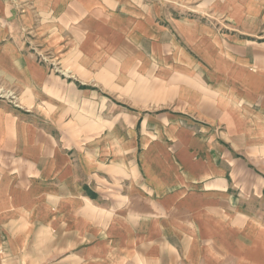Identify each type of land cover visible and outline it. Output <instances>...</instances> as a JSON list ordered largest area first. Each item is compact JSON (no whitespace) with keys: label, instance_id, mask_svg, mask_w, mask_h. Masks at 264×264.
<instances>
[{"label":"crops","instance_id":"crops-1","mask_svg":"<svg viewBox=\"0 0 264 264\" xmlns=\"http://www.w3.org/2000/svg\"><path fill=\"white\" fill-rule=\"evenodd\" d=\"M0 89V264L248 260L264 0H0Z\"/></svg>","mask_w":264,"mask_h":264},{"label":"rangeland","instance_id":"rangeland-1","mask_svg":"<svg viewBox=\"0 0 264 264\" xmlns=\"http://www.w3.org/2000/svg\"><path fill=\"white\" fill-rule=\"evenodd\" d=\"M197 4L196 2H191L189 5L193 6ZM205 9V8H204ZM38 48H34L35 52H38L39 59L42 62H49L51 59L50 54L37 51ZM8 92V91H7ZM4 95V92H2V89H0V96ZM6 95H12L15 97L16 95H13L11 92L10 94L7 93ZM256 208L259 210V220L255 222L250 223L249 225V237H248V243H249V249H248V260L244 261V259L241 261V263L238 262H231V260L226 261V264H264V196L262 199L258 201V203L255 205Z\"/></svg>","mask_w":264,"mask_h":264}]
</instances>
